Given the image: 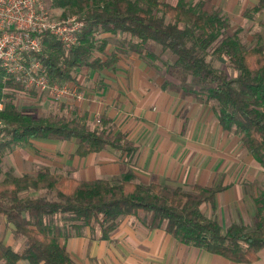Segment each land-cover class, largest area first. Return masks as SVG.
<instances>
[{
    "label": "trees",
    "instance_id": "16d2710c",
    "mask_svg": "<svg viewBox=\"0 0 264 264\" xmlns=\"http://www.w3.org/2000/svg\"><path fill=\"white\" fill-rule=\"evenodd\" d=\"M50 6L63 9L61 18L70 12L84 21L77 42L69 48L50 34L42 35L37 57L50 82L73 80L77 67L99 68L110 63V57L106 62L93 56L99 43L106 44L96 33L121 32L139 45L155 42L170 55L174 67L194 78L198 89L191 92L202 103H210L222 129L238 135L242 146L264 169V44L259 29L253 31L257 42L248 48L239 35L242 26L232 28L225 10L211 0H50ZM263 12L264 0H257L246 5L241 16L255 21ZM256 23L264 27V19ZM209 49L223 56L235 74L213 66L207 59ZM20 85L0 68V96L5 86ZM0 120V171L4 152L31 138L75 139L77 155L106 147L126 154L137 149L125 132L114 133L110 119L104 116L92 126L85 112L35 116L6 104L0 109ZM226 187L221 181L190 188L142 183L130 168L116 177L92 180L57 174L47 166L20 176L8 169L0 180V216L13 225L14 235L23 238L24 245L15 250L0 240V264H76L60 243L61 238L70 236L61 222L66 226L65 221L71 220L77 230L95 223L98 237L106 238L121 217H139L141 213L150 229L161 227L184 244L235 262H252L264 247V179L258 181L252 197V226L231 221L224 228L215 216L202 211L203 204L214 209L216 194ZM39 188L55 190V198L20 195Z\"/></svg>",
    "mask_w": 264,
    "mask_h": 264
},
{
    "label": "crops",
    "instance_id": "0c3cea01",
    "mask_svg": "<svg viewBox=\"0 0 264 264\" xmlns=\"http://www.w3.org/2000/svg\"><path fill=\"white\" fill-rule=\"evenodd\" d=\"M211 1L222 7L223 0ZM256 1H233L243 4L240 21L244 19L241 16L244 7ZM100 39L106 44L99 43L93 56L102 61L110 57V63L99 68L77 67L74 79L65 81L77 88L79 98L74 94L56 100L44 95L35 98L41 103L48 102L46 106L53 104L55 110L48 112L66 116L85 112L92 126L97 124V116L110 119L113 132H125L136 151L126 154L106 147L77 155L75 139L31 138L11 149L9 165L14 167L13 173L17 176L36 173L47 166L57 174L92 180L116 177L130 168L142 183L190 188L192 184L215 185L221 181L227 187L216 194L215 208L203 204L201 209L215 212L225 228L237 219L235 211L242 213L240 204L244 197L256 195L264 169L242 146L238 135L223 130L216 118L208 124L199 116L205 113L206 105L201 104L195 111L191 105L182 113L184 101L171 86L175 83L173 78L152 74L144 63L146 56L141 45L126 39L121 32H102ZM194 114L196 117H192ZM1 226L7 227V234H0V240L20 249L13 225L3 216ZM98 234L99 231L93 234L85 229L83 233L60 239V243L76 264H264V247L256 260L235 262L184 244L161 227L150 229L134 215L121 217L108 237L99 238Z\"/></svg>",
    "mask_w": 264,
    "mask_h": 264
},
{
    "label": "rangeland",
    "instance_id": "374dc122",
    "mask_svg": "<svg viewBox=\"0 0 264 264\" xmlns=\"http://www.w3.org/2000/svg\"><path fill=\"white\" fill-rule=\"evenodd\" d=\"M167 1L173 2L174 0H167ZM191 1L194 2L196 0H191ZM233 1L234 0H232V2L231 1L227 2V0H223V2L221 3L222 7L225 6L228 9L227 11L225 10V12L229 16V18L233 24L232 28H235L237 26H242L243 29H242V32L239 33V35H241L242 40L247 44L248 48L250 46H252V44L257 42L256 37L253 36V31L256 29H259L262 33L261 42L264 44V27H262V26L258 27V25L256 23L258 19H260V18L264 19V12L255 21L245 20L242 18H241L242 20L240 21L239 13H240V10H241L243 4L242 3L236 4ZM48 4L50 6V0L48 1ZM238 5L239 6L241 5L240 8ZM50 8L52 10L53 16L62 17V11H63L62 8L52 7V6H50ZM67 13H68L67 16H70V15H76L77 16V14H74V13H70V12H67ZM100 34L96 33L97 39L100 38ZM123 36H125L126 39L130 38L128 35L123 34ZM134 41H136V40H134ZM140 48H142V51H143L144 55L146 56L145 57L146 62H148V63H146L144 61V63L146 66H148L149 69H151L153 71V73H152L153 75H158L161 78H164V77L173 78L172 81L175 83H172L171 86L180 92L181 97L183 98V101H184V109H183L182 113H185V111L187 112V109L191 105H192L191 110L195 111V109H199L201 104H204L201 101H199V99L197 98L198 96H196L195 92H191V89H193V91H195V89H198V85L196 84V81L194 80V78L189 73L182 71L179 67H177V66L174 67V65L171 62L170 55L167 52H162L161 47L158 44H156L155 42H149L146 44H141ZM148 51L153 53L154 55H156V57L155 56L151 57V55L149 56L147 54ZM208 51H209V53L207 55V59L211 62V64L213 66L218 67V68H222L229 75L235 74V71L231 67H228L227 61L223 56H218L217 54H212L211 49H209ZM42 95L50 97L54 100L58 99V98H55L49 94H44L41 92L39 93L38 91H36L34 89H26L22 85H20V87H18V88H13V87H8V86H5L4 88H2L0 101L2 103V107L6 104H12V105H14V107L17 110L22 111V112L27 113V114L29 113V114H32L35 116L46 115L47 113H49L48 111H50V110L52 111L55 109L53 106H51L53 104H49L48 106H46V104L48 102L41 103L42 101L40 102L38 99L35 98L38 96L40 97ZM204 105H206V106H204L206 108L205 113H201V114H199V116L202 117L203 119H205V121L208 124H211V123H213V119H215V116L212 112L211 105H210V103L204 104ZM52 113H58V112L53 111ZM195 114H197V113H195ZM195 114L192 115V117H196ZM1 123H3V120H0V124ZM3 137H4V139H6V136H3ZM10 151L11 150H6L3 154L2 162H1L0 180L3 179L4 172L6 170L9 169V170H12V172H15L14 167L9 165V164H11L12 156H13L10 154L11 153ZM30 173H32V172H30ZM263 179H264V175L262 176V180ZM262 180H260V181H262ZM20 195L21 196H27V195L28 196H46L48 198H55V190H52L49 188L29 189V190L21 191ZM242 202L243 203L240 204L242 207V213L235 211L237 219H235L234 221L243 222L247 225L249 224L252 226V223H253L252 214H253V209H254L253 202H252V196L250 195V197H248V196L244 197ZM204 212L207 215L213 214L216 218H218L216 213L213 211H211V213H210L209 211H207V209H205ZM142 216H144V213H141L139 217L142 218ZM59 218H61V216H59L55 219H59ZM65 225L66 226H64L62 224V222L60 224V226L65 228L64 230L66 231V233H69L70 235L83 233L85 231V229L89 230L90 233H93V234H96L97 231H99L98 230L99 226L95 223L89 227L88 226L87 227H81L79 230L73 228V225H71V220H66ZM6 231H7V227L4 228V226L3 227L1 226V228H0L1 233L0 234H4ZM5 234H7V233H5ZM64 238H66V237H64ZM17 239L20 242L18 248L23 247L24 239L21 237H17ZM61 239H63V238H61ZM15 246L16 245H14L13 248H15Z\"/></svg>",
    "mask_w": 264,
    "mask_h": 264
},
{
    "label": "built area",
    "instance_id": "2783aa9c",
    "mask_svg": "<svg viewBox=\"0 0 264 264\" xmlns=\"http://www.w3.org/2000/svg\"><path fill=\"white\" fill-rule=\"evenodd\" d=\"M49 0H0V68L26 89L55 98L81 93L68 82H50L41 60L42 35L47 33L65 48L74 45L84 21L76 15L53 16ZM2 103L0 101V109ZM98 117L95 122L98 123ZM2 133L0 134V138Z\"/></svg>",
    "mask_w": 264,
    "mask_h": 264
}]
</instances>
